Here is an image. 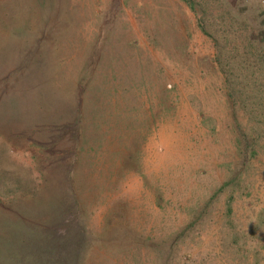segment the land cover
Here are the masks:
<instances>
[{
    "label": "rangeland",
    "instance_id": "rangeland-1",
    "mask_svg": "<svg viewBox=\"0 0 264 264\" xmlns=\"http://www.w3.org/2000/svg\"><path fill=\"white\" fill-rule=\"evenodd\" d=\"M0 264H264V0H0Z\"/></svg>",
    "mask_w": 264,
    "mask_h": 264
},
{
    "label": "bare ground",
    "instance_id": "bare-ground-1",
    "mask_svg": "<svg viewBox=\"0 0 264 264\" xmlns=\"http://www.w3.org/2000/svg\"><path fill=\"white\" fill-rule=\"evenodd\" d=\"M161 229V228H160Z\"/></svg>",
    "mask_w": 264,
    "mask_h": 264
}]
</instances>
